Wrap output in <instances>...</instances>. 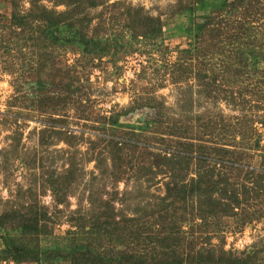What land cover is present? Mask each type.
<instances>
[{"label":"rangeland","instance_id":"1","mask_svg":"<svg viewBox=\"0 0 264 264\" xmlns=\"http://www.w3.org/2000/svg\"><path fill=\"white\" fill-rule=\"evenodd\" d=\"M98 1L100 6L85 11L90 20L88 34L96 32L98 38L117 45L95 54L92 50L82 52L75 45L49 44L39 33L32 32L35 26L22 30L13 27L9 18L10 1L0 0V215L15 210L23 218L40 220L36 236L19 238L18 231L8 226L10 235L29 249L38 247L47 250L46 253H61L72 245L76 232L72 226L76 221L81 218V225L86 223L83 231H87L92 225L89 217L109 209L118 219L135 220L122 227L120 242L107 245L105 240L97 254L115 258L118 252L156 255L170 251L188 262L186 254L195 247L197 252H213L215 256L224 252L242 259L255 253L257 262L261 263L264 261V177L258 172H264V102L261 107L256 102L242 106L238 93L247 84L255 90L264 87V84L255 86V81L263 79L264 63L251 78L233 76L237 107L220 98L206 99L202 81L207 80H198V69L189 81L188 74L179 83L171 81L170 65L176 61L178 50L186 49L188 43L174 29L180 20L185 21L172 15L180 0ZM254 2L264 13V0ZM41 5L56 13L71 10L47 0ZM127 7L142 9L147 15L159 18L163 23L162 37L155 41L138 38L129 42L130 33L122 27L125 22L122 13ZM28 8L27 0L19 1L20 12ZM261 32L264 36V28ZM67 86L72 101L64 105L57 96L68 94ZM146 97L153 99L158 109L142 107L123 114ZM220 115L236 124L244 117L251 120L252 133L260 137L259 154L250 152L253 158L247 172L242 170L239 177L230 181L239 188L245 185L253 190L237 214L230 212V216H225L220 211L212 220L211 217L200 219L196 211L206 199L185 196L184 200L170 191L174 182L186 183L188 189L190 179L196 177L193 168L184 169L185 162L181 161L176 165L182 171L175 177L170 175L174 174L172 171H163L155 165V157L165 155L157 148L165 151L168 147L158 139L177 138L166 134L167 130L160 135L149 128L140 131L124 126H143L154 121H160L156 124L161 126L167 121L183 120L193 126L194 135V131H199L198 117L206 121L210 116ZM109 118H118L121 126L111 125ZM50 125L64 127L55 128L61 133L66 131L71 138L49 128ZM164 127L161 126L163 131ZM134 131L137 140L129 135ZM111 133L118 140L131 138L135 142L134 147L128 146L136 151L131 161L122 166L121 179L114 176L109 139H103V135L111 137ZM215 167H218L216 173L221 170L220 166ZM244 173L248 174L247 181ZM54 182L69 186L54 192L51 188ZM201 208L208 215L209 206ZM193 216L194 224L190 222ZM2 235L1 232L0 251ZM167 235L171 236L165 241ZM171 238L173 244L166 248ZM175 238L179 240L177 244L173 242ZM0 264L15 263L0 259ZM21 264L68 262L46 259Z\"/></svg>","mask_w":264,"mask_h":264},{"label":"trees","instance_id":"2","mask_svg":"<svg viewBox=\"0 0 264 264\" xmlns=\"http://www.w3.org/2000/svg\"><path fill=\"white\" fill-rule=\"evenodd\" d=\"M9 1L11 25L21 30L27 26L29 28L35 26L36 29H32V32L39 33V37L49 44L75 45L82 52L89 53L92 50L95 54L117 45L116 42L98 38L96 32L91 36L88 34L90 20L85 15V11L100 6L101 3L98 0H47L71 9L62 13L48 10L41 5L44 0H27L29 8L22 13L18 9L20 0ZM122 14L125 17L122 27L123 30L126 29L130 33L129 42L138 40V38L144 41H155L162 37L163 23L159 18H153L142 9H132L131 7H127ZM172 15L179 20L181 17L185 19L184 22L180 20L174 29L176 30L175 33L181 34V37L188 40L187 48L178 50L176 61L170 65L169 73L172 83H179L180 80L187 77L189 81L192 73L198 69L196 73L199 75L197 76L198 80H207L206 82L202 81L205 88L202 93L206 99L217 100L220 98L225 102L235 103V107H237L239 103H236L238 102L237 96L234 101L235 78L233 76L242 78L248 75L251 78V75L257 73L258 66L264 63V36L261 32L264 28V13L261 8L256 6L254 0H187L185 2L180 0L174 7ZM216 56H219V59H216ZM186 74H188L187 77ZM262 78L255 81V86L264 84V73ZM245 79L248 78L245 77ZM253 87L247 84L241 93H238L242 98V102H240L242 106L250 102H256L255 104L260 107L263 104L264 87L262 89L256 87L257 90ZM67 88L68 94L57 96L64 105L72 101L70 87L67 86ZM43 99L46 98L43 97ZM152 100L146 97L144 101L135 103L123 114H129L142 107L158 109L157 103H153ZM45 103H48V100ZM220 116H210L212 118H208L206 121L198 117L196 123L199 131H194V135L192 134L193 126L188 125L183 120L162 122L163 125L161 126H165V131L158 125L161 123L160 121L148 122L143 126H124L140 131H147L149 128L160 135H163V132L167 130L166 134L177 138L175 141L158 139L165 142L164 144L168 147L165 149L166 152L162 151L160 147L157 148L165 155H155V165L161 166L163 171L169 173L172 171L174 174L170 175L175 177L182 171V167L176 165L181 161L185 162L182 164L184 169L193 168L196 177L190 179L188 189H186V183L174 182L170 191L184 200L185 196L191 199H206L201 202L196 211L200 219L211 217L212 220V217L220 211L225 216H230V212L237 214L240 205L247 201L253 190L245 187V185L243 188H239L230 181L239 177V172L242 170L247 172L246 167L250 166L253 158L250 152L254 151L259 154L260 137L252 133L251 120L244 117L242 120L239 119L236 124ZM108 122L117 127L121 126L118 123V118H109ZM55 127L64 128L54 125H50L49 128L56 129ZM135 131L129 135L132 136V139L137 140ZM58 132L71 138L70 135H66V131L61 133L58 130ZM111 134V137L107 135L108 138L103 135L105 136L103 139H109L107 145L110 155H112L110 160L114 167V176L121 179V175L124 173L122 166L131 161L136 151L128 146L134 147L135 142L131 138L125 139V141L118 140L113 133ZM260 157L262 156L259 155ZM262 163H264V158ZM215 166H220L221 172L217 170L216 173L218 167ZM258 174L264 177V172H258ZM67 175L70 177V173ZM244 176L247 181L248 174L244 173ZM68 186L69 184H66L65 187H62L59 182H54L51 188L56 192ZM254 192L256 191L254 190ZM202 205L209 206V216L201 208ZM103 218L105 220H102ZM134 220V218L118 219V216L107 209L102 214L89 217L88 222H91L92 225L87 231H83L86 223L81 225L80 218L72 226L76 228L72 245L62 249L61 253H55V255L52 251L46 253L47 250L42 251L37 249L38 247L29 249L27 246L18 243L19 239L10 235L8 226H13L18 231L19 238L25 239L39 233L40 220L37 217L23 218L18 211L13 210L0 215V233H3L1 236L3 249L0 251L2 255L0 259L10 260L15 264L39 263L46 259H58L66 261L68 264H264V261L257 262L255 253L247 254L243 259L231 254L227 255L224 252L215 256L213 252H197L194 246V248H190L191 253L186 254L188 262L184 261L183 257L180 258L177 252L171 253L170 251L167 254L160 252L156 255H153V252L116 253V251L117 257L115 258L106 257L102 253L97 254L98 249L103 248L102 242L105 240H107V245L120 242L123 238V234L120 233L122 227ZM190 222L195 223L194 216ZM205 224L206 222H204ZM201 225L196 224L198 227ZM80 235L82 236L80 237ZM170 236L167 235L164 240L168 241ZM172 239L167 243L166 248L173 244L170 243ZM177 241H179L178 238L173 240L176 244ZM113 246L115 247L114 244Z\"/></svg>","mask_w":264,"mask_h":264}]
</instances>
